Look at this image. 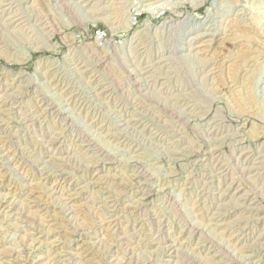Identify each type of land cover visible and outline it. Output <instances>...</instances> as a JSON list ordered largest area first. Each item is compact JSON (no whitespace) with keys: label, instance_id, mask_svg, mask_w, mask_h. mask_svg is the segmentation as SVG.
<instances>
[{"label":"rangeland","instance_id":"374dc122","mask_svg":"<svg viewBox=\"0 0 264 264\" xmlns=\"http://www.w3.org/2000/svg\"><path fill=\"white\" fill-rule=\"evenodd\" d=\"M0 264H264V0H0Z\"/></svg>","mask_w":264,"mask_h":264},{"label":"bare ground","instance_id":"6f19581e","mask_svg":"<svg viewBox=\"0 0 264 264\" xmlns=\"http://www.w3.org/2000/svg\"><path fill=\"white\" fill-rule=\"evenodd\" d=\"M201 47V46H200Z\"/></svg>","mask_w":264,"mask_h":264}]
</instances>
